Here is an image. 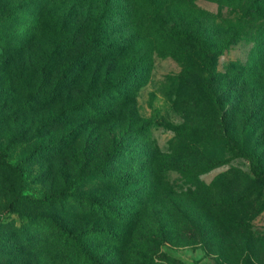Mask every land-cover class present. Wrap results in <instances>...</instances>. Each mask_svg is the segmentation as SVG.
Masks as SVG:
<instances>
[{
	"label": "rangeland",
	"instance_id": "1",
	"mask_svg": "<svg viewBox=\"0 0 264 264\" xmlns=\"http://www.w3.org/2000/svg\"><path fill=\"white\" fill-rule=\"evenodd\" d=\"M148 1L163 2L167 28L137 10L133 31L115 35L139 41L101 79H57L76 49L42 67L45 19L35 46L0 44V264H89L53 221L104 264H264V185L239 155L264 166V19L228 0ZM173 25L181 33L161 34ZM0 27L26 29L20 18ZM137 58L149 67L125 90ZM117 92L127 98L109 101ZM88 94L89 108L70 112ZM53 192L60 201H37Z\"/></svg>",
	"mask_w": 264,
	"mask_h": 264
},
{
	"label": "trees",
	"instance_id": "2",
	"mask_svg": "<svg viewBox=\"0 0 264 264\" xmlns=\"http://www.w3.org/2000/svg\"><path fill=\"white\" fill-rule=\"evenodd\" d=\"M224 4L231 7L234 14H240L241 18L250 17L248 19L254 22L264 19V14H262L264 12V0H251L247 4H243L241 0H228ZM143 9L146 11L143 13L148 16L150 21L157 19L160 21L159 26L162 29L167 28L166 23L163 22V16H165L163 2L154 5L148 0H143L139 4L135 0H19L11 11L4 12L0 9V26H3L5 22H15L20 18L26 29L14 37L0 32V44L4 45L6 50L10 46L23 48L35 46L36 34L34 33L40 30L39 25L45 19L48 25H52L53 38L49 41L47 54L41 58L42 67L45 64L51 68L49 63L53 56L61 55L65 50L76 49L77 52L73 58L58 67L57 79H66V72L70 69L73 72L71 79H78L85 70L92 71L90 79H101V74L107 64L116 61L127 48L136 45L139 41L137 35H131L132 23L135 19V12ZM122 24L131 30L125 38L115 35L118 27ZM170 29L169 34L164 31L161 34L168 37L171 33H181L180 28L175 25ZM185 35L197 46L203 44V39H199L197 35H191L186 31ZM148 64L150 63L144 64L141 58H137L135 65L123 72L121 79L124 81L121 87L125 90L133 88L134 91L141 86L142 82L135 83V80L143 76L149 67ZM42 79L51 78L47 75L46 78L42 77ZM90 95L86 97V100L78 101L70 107V112H83L89 108ZM109 98V101L115 102L118 98L126 99L127 95L117 92L116 97L111 96ZM6 150L7 147L3 149L1 154L3 155ZM239 155L248 160L253 179L264 185V166H262L260 158L247 148L240 150ZM0 161L2 162L1 156ZM61 198V192H53L37 199V201L43 203L58 202ZM112 214L115 212L112 211ZM52 225L59 237L65 241H70L82 251L89 264H104L101 257H96L91 248L83 245L81 233H75L55 221L52 222Z\"/></svg>",
	"mask_w": 264,
	"mask_h": 264
}]
</instances>
